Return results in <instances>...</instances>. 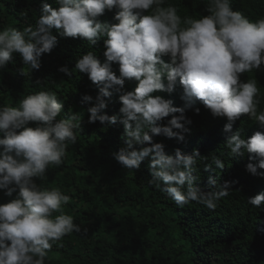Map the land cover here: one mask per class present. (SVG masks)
<instances>
[{"label":"clouds","instance_id":"1","mask_svg":"<svg viewBox=\"0 0 264 264\" xmlns=\"http://www.w3.org/2000/svg\"><path fill=\"white\" fill-rule=\"evenodd\" d=\"M57 3L58 9L41 5L34 27L0 30V68L18 53L31 70H39L42 55L57 45L53 29L83 38L73 43L82 49L77 73L102 85L88 109L89 123L109 128L120 122L125 128L127 147L114 153L115 160L131 170L150 158L149 183L162 187L175 209L176 204L187 210L201 205L215 211L229 198L234 221H248L251 214L257 229L264 227V78H251L264 65V18L250 21L233 11L230 0H209L210 15L183 20L175 6H163L166 0ZM97 53H104L106 62L101 64ZM59 70L64 78L72 77L69 67ZM104 98L113 102L115 115L101 114L107 108ZM62 109L56 94L47 91L26 96L18 107H0V190L9 196L18 192L0 205V264H45L53 243L81 231L62 212L70 198L58 187L34 181L45 176L49 165L59 166L69 142L76 143L73 121L79 114L57 119ZM197 113L211 120L213 138L234 161L221 170L224 162L213 156L206 177L195 172L199 150L184 155L177 149L172 156L165 153L164 141L153 142L161 135L183 142L185 124L194 127ZM30 122L38 126L29 127ZM210 169H220L217 179L207 176ZM192 217L193 210L180 213L177 221L192 223ZM225 232L230 238L235 230L230 224Z\"/></svg>","mask_w":264,"mask_h":264},{"label":"trees","instance_id":"2","mask_svg":"<svg viewBox=\"0 0 264 264\" xmlns=\"http://www.w3.org/2000/svg\"><path fill=\"white\" fill-rule=\"evenodd\" d=\"M43 3L54 9L60 7L57 0H0V30L14 27L23 31L34 27ZM169 4L177 8L182 20L210 15L209 0H166L163 6ZM230 4L233 11L252 22L264 18V0H230ZM52 34L57 45L51 53L42 55L43 66L48 61L45 67L31 70L17 53L0 68V107H18L26 96L47 91L55 93L63 103L57 119H71L73 114H79V121H73L77 124L76 143L69 142L62 163L49 165L43 178H34L38 185L58 187L70 198L62 212L71 215L74 224L81 228L80 232L74 231L53 243L45 264H264V227L260 224L257 229V220L251 214L248 221H234L236 213L231 199L222 201L215 211L201 205L196 208L190 205L192 209L187 210L176 204L175 209L163 188L149 183L150 158L139 169L131 170L115 160L114 153L127 147L125 128L120 122L109 128L99 121L89 123L88 109L95 106L102 85L94 84L86 73H77L75 66L82 49L73 43L83 38L66 37L56 29ZM96 59L101 64L106 62L104 53H97ZM162 59L167 63L164 56ZM65 66L71 69L70 79L64 78L59 70ZM112 71L117 72L113 67ZM252 72V79L264 78V65ZM85 95L93 100L85 102ZM105 102L107 108L101 114L115 115L113 102L107 99ZM194 123V127L185 124L188 131L182 133L183 142L163 135L153 136V142L164 141L165 153L172 156L177 149L184 155L199 150L201 158L195 172L200 177H206L205 168L212 163L213 156L224 162L221 170H227L234 161L213 138L211 120L197 113ZM28 126L35 128L38 122H30ZM219 171L206 172L217 179ZM17 196L18 192L9 196L6 190H0V205ZM192 210V223L179 224L177 216ZM230 224L235 232L229 238L225 228Z\"/></svg>","mask_w":264,"mask_h":264},{"label":"rangeland","instance_id":"3","mask_svg":"<svg viewBox=\"0 0 264 264\" xmlns=\"http://www.w3.org/2000/svg\"><path fill=\"white\" fill-rule=\"evenodd\" d=\"M164 92V91H163Z\"/></svg>","mask_w":264,"mask_h":264}]
</instances>
